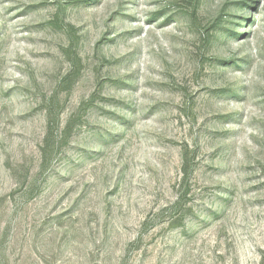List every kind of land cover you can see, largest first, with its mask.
<instances>
[{"label":"rangeland","instance_id":"1","mask_svg":"<svg viewBox=\"0 0 264 264\" xmlns=\"http://www.w3.org/2000/svg\"><path fill=\"white\" fill-rule=\"evenodd\" d=\"M264 0H0V264H263Z\"/></svg>","mask_w":264,"mask_h":264},{"label":"trees","instance_id":"2","mask_svg":"<svg viewBox=\"0 0 264 264\" xmlns=\"http://www.w3.org/2000/svg\"><path fill=\"white\" fill-rule=\"evenodd\" d=\"M263 264H264V261H263Z\"/></svg>","mask_w":264,"mask_h":264}]
</instances>
